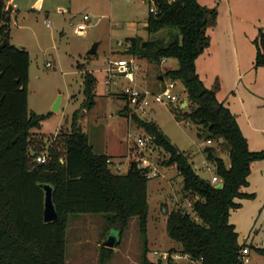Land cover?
Masks as SVG:
<instances>
[{
	"label": "rangeland",
	"instance_id": "1",
	"mask_svg": "<svg viewBox=\"0 0 264 264\" xmlns=\"http://www.w3.org/2000/svg\"><path fill=\"white\" fill-rule=\"evenodd\" d=\"M199 1L215 12L208 25L210 44L196 58L200 78L231 108L237 120L244 123L243 133L250 149L264 150V63L257 62L256 42L264 31V0ZM6 6L11 11L10 42L30 52L29 110L44 115L33 130L46 137L70 130L79 111L78 122L89 133L96 150L114 155L113 171L126 172L137 152L134 139L145 130L123 114L128 110L124 109L127 99L123 97L122 84H107L106 69L110 58L123 54L132 56L124 51L128 37L139 35L147 40L165 34V30L149 34L146 28L153 0H6ZM85 13L90 15V25L86 34H78L74 24L81 21ZM120 39L124 40L123 44H119ZM95 41H100L98 50L90 53ZM136 58L140 63L136 71L138 86L153 90H159L165 80L172 79L168 75L159 79L158 75L179 65L176 57L164 58L161 63L139 54ZM87 71L98 78L96 102L89 110L83 106L87 97ZM178 92L177 103L153 102L146 111L137 113L157 121L189 156L197 172L211 178L215 167L213 162L209 164L205 148L214 146L230 164L228 145L222 137L208 139L199 135L200 124L184 114L194 104L189 101L187 88L181 81ZM60 95V109L56 110L54 104ZM185 98L187 105L181 102ZM145 152L153 171L148 179L145 233L140 217L133 216L105 264H144L145 247L147 255L156 260L165 252L172 256L182 254L181 243L167 231L168 212L178 205L202 221L185 195L183 175L178 167L163 163L168 152L156 144L147 146ZM207 164L209 167L205 166ZM242 190L247 194L237 197L240 204L231 209L230 221L237 228L239 242L250 248L247 264H264L261 251L264 248V156L252 161L248 183ZM107 225L105 213H71L67 228V264H101V245L110 232H118L117 228ZM176 260L189 263L184 257Z\"/></svg>",
	"mask_w": 264,
	"mask_h": 264
},
{
	"label": "trees",
	"instance_id": "2",
	"mask_svg": "<svg viewBox=\"0 0 264 264\" xmlns=\"http://www.w3.org/2000/svg\"><path fill=\"white\" fill-rule=\"evenodd\" d=\"M146 28L149 34L165 30L162 36L147 40L130 36L128 51L161 63L176 57L179 65L162 75L179 79L186 86L194 104L184 114L200 124V136L222 137L228 145L230 165L207 146V158L223 182L217 187L211 178L201 176L189 156L163 131L155 120L141 117L128 103L123 113L155 137L168 157L165 164H175L183 175V189L198 221L187 208L178 205L168 212L167 231L181 243L180 251L200 259L202 264H247L241 259L239 233L230 221L231 209L240 202L238 196L248 183L251 163L264 156V150H252L231 108L207 87L196 68V58L210 44L209 20L215 15L199 0H153ZM151 7V6H150ZM10 9L0 0V36L7 43L0 49V264H67L66 243L71 213H105L109 225L121 236L133 216H139L145 233L148 207V166L132 157L126 172L111 168L113 154L98 151L76 112L70 130L49 135L34 131L43 114L29 110L30 52L10 42ZM0 41V42H1ZM257 62L264 63V31L256 39ZM164 79V78H163ZM98 78L85 74L86 100L89 110L96 102ZM127 99V95L123 93ZM180 113V112H179ZM33 151L35 153H33ZM46 154L44 161L37 159ZM40 182L54 186V201L59 217L45 221L44 190ZM120 240L116 244L119 245ZM177 251V248H173ZM114 247L101 245V264L112 256ZM264 253V248L261 249ZM145 247L144 264H192L152 259Z\"/></svg>",
	"mask_w": 264,
	"mask_h": 264
},
{
	"label": "built area",
	"instance_id": "3",
	"mask_svg": "<svg viewBox=\"0 0 264 264\" xmlns=\"http://www.w3.org/2000/svg\"><path fill=\"white\" fill-rule=\"evenodd\" d=\"M151 10H155V6L150 7ZM90 15L85 13L81 21H78L74 24V31L78 34H86L88 26L90 25ZM1 41V36H0ZM119 44H123L124 40L120 39ZM132 46V40L126 39V47L124 51H128ZM132 56L128 57L125 54L119 56L118 58H110L109 66L107 67V75L105 82L109 85H118L122 84V91L127 95L128 103L131 107V110L137 112L138 110L146 111L147 107L151 105L153 102L159 104H170L177 103L179 100V92H178V82L181 81L179 79L172 78L170 81H164L159 90H153L150 88H142L139 87L136 81V71L140 67V63L136 58V54L132 52H128ZM51 65V62L47 63ZM182 82V81H181ZM183 83V82H182ZM182 104L187 103L188 100L181 99ZM136 145V153H134V157L139 159V165L141 166H150L151 160L149 156L146 154L145 149L147 146L155 144V137L153 134L145 132L140 134L137 138L134 139ZM46 154H39L37 159L39 161L46 160ZM210 161V160H209ZM212 163L211 161L209 164ZM209 164L205 165L209 167ZM151 169L149 170V175L152 173ZM156 173V172H154ZM211 180L216 185L218 183H223L220 177L213 173ZM155 253H159L155 250ZM250 248L246 245L241 249V259L244 262L250 261ZM177 257H184L189 260V263L192 264H202L200 259L193 258L189 253H175L172 256V253L165 252L162 255V259L165 262L174 261L180 262L176 260Z\"/></svg>",
	"mask_w": 264,
	"mask_h": 264
},
{
	"label": "water",
	"instance_id": "4",
	"mask_svg": "<svg viewBox=\"0 0 264 264\" xmlns=\"http://www.w3.org/2000/svg\"><path fill=\"white\" fill-rule=\"evenodd\" d=\"M7 43V39L5 38L3 41L0 42V49ZM100 44V41H95L92 47L89 49L90 53H95L98 50V46ZM159 79H163L164 75L160 74L158 75ZM61 105V95L58 97L54 104V109L59 110ZM33 153H35L33 151ZM40 186L44 190V220L45 221H52L59 217V212L56 207V203L54 201V186L49 182H40ZM223 183H218L217 187H222ZM120 240V236L118 232H110L106 239L104 240V245L115 247L118 241Z\"/></svg>",
	"mask_w": 264,
	"mask_h": 264
},
{
	"label": "crops",
	"instance_id": "5",
	"mask_svg": "<svg viewBox=\"0 0 264 264\" xmlns=\"http://www.w3.org/2000/svg\"><path fill=\"white\" fill-rule=\"evenodd\" d=\"M13 6L12 5H10V8H12ZM208 31H209V29H208ZM196 68H198V63H196ZM188 104V102L187 103H183V105H187ZM248 119H250V117L248 118ZM238 121H239V123H240V126H241V128H242V130H243V132L245 133V131H244V123L242 122V121H240L239 119H238ZM250 122H251V119H250ZM252 123V122H251ZM230 165V164H229ZM212 177V176H211ZM236 222H238V221H236ZM237 225V224H236ZM237 229V228H236Z\"/></svg>",
	"mask_w": 264,
	"mask_h": 264
}]
</instances>
